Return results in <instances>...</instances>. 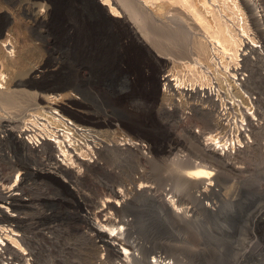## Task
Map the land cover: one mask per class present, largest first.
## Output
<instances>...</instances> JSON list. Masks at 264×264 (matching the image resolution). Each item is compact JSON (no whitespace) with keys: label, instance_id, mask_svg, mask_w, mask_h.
Wrapping results in <instances>:
<instances>
[{"label":"bare ground","instance_id":"bare-ground-1","mask_svg":"<svg viewBox=\"0 0 264 264\" xmlns=\"http://www.w3.org/2000/svg\"><path fill=\"white\" fill-rule=\"evenodd\" d=\"M7 1L0 0V15L16 19L20 31L47 30L37 50L65 44L72 60L91 67L85 77L96 80L91 90L102 94L104 109L117 114L97 112L93 124L69 107L77 106L79 95L88 98L90 86H39V92L25 93L18 90L24 81L0 80L1 106H16L23 94L34 106L31 127L18 132L0 113L6 133L0 153L10 161L0 170V264H54L46 255L67 235L83 242L87 264H178L163 254V243L141 240L139 209L149 203L159 217L188 222L204 212L188 203L209 199L206 192L215 191L220 171L239 168L253 155L264 158V0ZM25 48L18 39L0 40L3 71L32 56ZM148 61L163 70H194L203 81L187 87L180 73L175 80L164 73L148 80ZM242 68L249 73H240ZM74 69L68 75L82 79ZM43 73L32 69L30 76ZM123 75H136L132 94L113 101L106 84ZM155 109L172 113L175 122L161 121ZM187 109L193 110L192 125L172 128ZM194 122L205 125L202 140ZM245 136L253 139L247 146ZM186 140L195 148L199 142L197 153L180 155ZM229 149L237 155L232 158ZM156 164L171 173L173 190L155 182ZM207 206L217 213L212 203ZM263 219L264 209L255 223ZM63 262L55 257V264Z\"/></svg>","mask_w":264,"mask_h":264},{"label":"rangeland","instance_id":"rangeland-1","mask_svg":"<svg viewBox=\"0 0 264 264\" xmlns=\"http://www.w3.org/2000/svg\"><path fill=\"white\" fill-rule=\"evenodd\" d=\"M98 1L104 3L102 0ZM108 11L110 10L108 9ZM4 17L5 16L0 15V33L4 25H8V30H6L0 40L14 41L15 39H18L19 45H26L27 49H25L28 51V54L32 53V56L28 57L23 64L15 65L12 72L3 71L0 67L1 81H8L11 78L24 81L26 84L20 86L18 90L25 91V93L39 92V86L60 87L78 85L82 86V88L86 90L89 86L90 90L91 87H95L96 80H91L90 77H85L90 75L91 67L89 68L87 66L84 68L79 59L72 60V58L69 57V49L65 44L53 43L44 49L42 48V50H37L36 45L41 38L47 37V30L42 28H40V30H31L30 28H25L23 30L22 28L20 31V29L17 28L18 26L15 24V21H17L16 19ZM13 22L15 23L13 24ZM42 30L43 32H41ZM241 65H243L242 62H240V66ZM74 67L76 68L74 69ZM229 67L233 69L236 65L235 63L230 62ZM38 68L44 72L43 75H39L37 79L31 78L30 73L32 69ZM71 68L78 72L79 76L82 77V79H80L81 81L74 80L70 75H68V71H70ZM170 68H168L169 71L163 70L160 68L158 63H155V61H148L146 66L143 67V74L148 80H151L154 75L159 77L164 76V74L165 76L170 75L171 78H169L171 80H175L176 76L180 73V76H183V79H185L183 81H185V86L187 85V87H189L188 84H192L191 82L193 80H195L193 83L198 87L203 81L201 78L197 77L198 75L194 74V70H191L192 72L187 71L186 73L185 70H182L183 68L175 69L172 67V70ZM174 69L177 70L178 74L173 75L174 73L170 72H175ZM245 70L246 68H242L240 73L248 74V70ZM181 71L188 75L183 72V74H181ZM135 77L136 75H130V77L127 78L123 75L121 78L110 79L107 82L108 85L106 84L107 88L109 86L111 87L107 90V92L110 93H108L110 95L108 97L112 98L114 101V99H116L115 97L123 98L130 96L134 85L132 81L134 82ZM186 79H189L190 81ZM85 80L86 82H84ZM161 89L163 90V87H161ZM91 91L92 92L88 94V98L90 99L86 98L84 95H79L77 106L72 105L69 107L73 111L83 115L88 122L90 121L93 124L99 119L96 114L97 112L105 113L107 116L117 114L113 107L109 106L104 109V106L101 103L102 100H100L102 98L101 93H98V91L94 89ZM258 93H262V90L256 91L253 94L251 93V96L257 97ZM19 97L21 99L18 101L16 106L12 107L0 105V113L9 118L12 126L15 127L14 130L16 132L21 129L31 127V117H28V115L33 113L32 109L34 108L27 95L23 94ZM189 110L191 109H187L185 111L186 115L183 114L182 122H178L175 126L174 124H171V127L184 131L185 124L186 126L188 125L189 121H191L190 116L193 115V110L190 112ZM155 113L157 118H162L161 121L163 120L169 123L175 122L174 116L168 111L155 109ZM200 122L193 124V129L198 135H201V132L205 128V125H202ZM2 131L3 130H0V135L3 136L6 133H3ZM205 136L206 134H202L201 140L205 138ZM251 140L253 139H248L245 136V139L242 140V145L245 144L247 146L251 144ZM186 141H183L182 143V148H180L182 152H180V155L185 156L186 154H189V152L191 154H194L195 152L197 153L199 150V144L197 143L199 142L196 141L195 148V144L192 145L188 140ZM186 144H190V146H187ZM262 144L264 145V141ZM192 151L194 153H192ZM229 151H231L230 154L233 155L232 158L237 155V153H235L236 155L234 154V150L232 151L229 149ZM217 152L218 154H221L218 150ZM233 162L235 161L233 160ZM204 164L207 168H210L209 170L214 169L216 172V167H211V165L207 162H204ZM9 165L10 161L3 153H0V170L2 172L5 171ZM238 166L240 167L220 171V174L217 172L219 177L215 186V191L209 190L206 192L209 199L204 200L203 204L198 200L197 203H188L189 205L187 206H194L197 209V212L199 209L204 210V212L201 213H199V211L196 214V217L188 222H174L171 219L159 217V211L156 206L149 203L142 204L139 209L137 224L141 240L143 239L144 241L152 243H163V254H167L169 259L177 262L178 264L180 262H182L180 264H264V219L257 224L255 223L257 214L259 211L264 209V158L260 155H253L246 158L243 163L238 164ZM125 168H127V166H125ZM154 178L156 183L164 186L166 185L168 189L170 188L173 190L175 188V182L171 173H169V171H167L161 164H156L154 166ZM185 190L186 186L182 185V187H180V191L183 192ZM60 191L71 198V195L64 189L60 188ZM207 203H212L214 206L213 209L216 210L217 213H212L207 210L209 209ZM56 207L58 206L55 204L45 205L46 209L59 210V207ZM29 212L32 215L34 213L33 211ZM82 243L83 242L81 240L78 238L75 239L72 235L64 236L58 241L52 243L50 248L51 250L48 251L46 259H54L55 264V257L59 255L64 260L62 264H87L84 256L85 254L82 251ZM250 245L251 247L249 248ZM67 247L70 249L72 248L71 251H69ZM82 259H84V261Z\"/></svg>","mask_w":264,"mask_h":264},{"label":"water","instance_id":"water-1","mask_svg":"<svg viewBox=\"0 0 264 264\" xmlns=\"http://www.w3.org/2000/svg\"><path fill=\"white\" fill-rule=\"evenodd\" d=\"M6 30H8V25H4V26L2 27V31H1L0 38L3 37L4 33L6 32Z\"/></svg>","mask_w":264,"mask_h":264},{"label":"clouds","instance_id":"clouds-1","mask_svg":"<svg viewBox=\"0 0 264 264\" xmlns=\"http://www.w3.org/2000/svg\"><path fill=\"white\" fill-rule=\"evenodd\" d=\"M183 175H191L190 173H182Z\"/></svg>","mask_w":264,"mask_h":264}]
</instances>
